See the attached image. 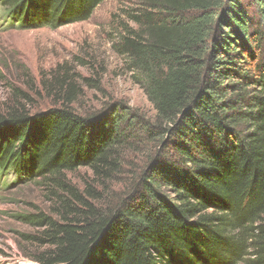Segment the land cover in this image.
Here are the masks:
<instances>
[{
    "label": "trees",
    "instance_id": "obj_1",
    "mask_svg": "<svg viewBox=\"0 0 264 264\" xmlns=\"http://www.w3.org/2000/svg\"><path fill=\"white\" fill-rule=\"evenodd\" d=\"M102 1L0 5L26 26L57 28ZM254 2L256 27L242 0H134L123 11L113 50L154 121L117 105L79 115L67 65L41 79L51 108L0 113V171L54 187L51 214L20 215L41 229L38 264H264V0ZM131 140L154 144L152 162L116 208H100L67 174L89 167L110 180Z\"/></svg>",
    "mask_w": 264,
    "mask_h": 264
},
{
    "label": "rangeland",
    "instance_id": "obj_2",
    "mask_svg": "<svg viewBox=\"0 0 264 264\" xmlns=\"http://www.w3.org/2000/svg\"><path fill=\"white\" fill-rule=\"evenodd\" d=\"M254 1L242 0L249 15L254 17L252 27L260 22ZM133 3L134 0H103L89 19L57 28L26 26L24 21L12 19L9 10L0 5V113L15 103L23 104L31 113L51 108L41 79L50 76L59 65H67L83 92L74 105L79 115L97 116L117 105L119 114L136 113L154 121L153 105L144 90L131 81L122 58L113 50L125 20L123 11ZM246 58L248 64H253ZM85 77L92 80L87 84ZM17 88L28 96L17 94ZM119 148L121 165L110 180L102 183L95 179L89 167H79L67 174L79 190L87 185L94 190L86 197L100 208H116L132 193L152 162L155 150L153 143L143 140H131ZM52 188L38 178L32 180L11 170L0 171V264H38L33 257L45 246L33 236L39 235L41 229L25 223L20 215L51 214ZM162 191L173 194L165 187Z\"/></svg>",
    "mask_w": 264,
    "mask_h": 264
}]
</instances>
